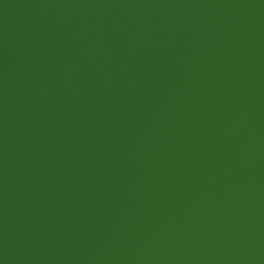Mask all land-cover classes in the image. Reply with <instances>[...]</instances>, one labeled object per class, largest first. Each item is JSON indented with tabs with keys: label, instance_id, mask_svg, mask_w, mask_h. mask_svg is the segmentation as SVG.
I'll use <instances>...</instances> for the list:
<instances>
[{
	"label": "water",
	"instance_id": "water-1",
	"mask_svg": "<svg viewBox=\"0 0 264 264\" xmlns=\"http://www.w3.org/2000/svg\"><path fill=\"white\" fill-rule=\"evenodd\" d=\"M0 264H264V0H0Z\"/></svg>",
	"mask_w": 264,
	"mask_h": 264
}]
</instances>
